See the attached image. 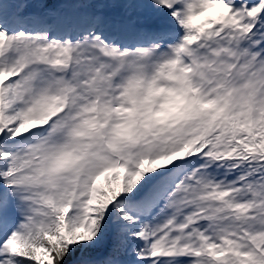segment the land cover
Listing matches in <instances>:
<instances>
[{"label": "snow or ice", "instance_id": "snow-or-ice-1", "mask_svg": "<svg viewBox=\"0 0 264 264\" xmlns=\"http://www.w3.org/2000/svg\"><path fill=\"white\" fill-rule=\"evenodd\" d=\"M0 264H264V0H0Z\"/></svg>", "mask_w": 264, "mask_h": 264}, {"label": "rangeland", "instance_id": "rangeland-1", "mask_svg": "<svg viewBox=\"0 0 264 264\" xmlns=\"http://www.w3.org/2000/svg\"><path fill=\"white\" fill-rule=\"evenodd\" d=\"M212 12H214V10L210 9L207 13H205V15H210Z\"/></svg>", "mask_w": 264, "mask_h": 264}]
</instances>
